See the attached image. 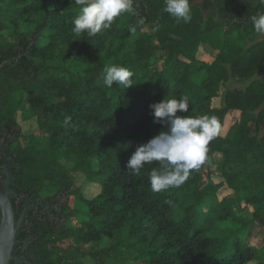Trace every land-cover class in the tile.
<instances>
[{
	"label": "trees",
	"instance_id": "16d2710c",
	"mask_svg": "<svg viewBox=\"0 0 264 264\" xmlns=\"http://www.w3.org/2000/svg\"><path fill=\"white\" fill-rule=\"evenodd\" d=\"M195 1L189 23L165 0H133L75 37L74 0H0V169L10 159L16 222L25 214L10 264H264V36L250 19L264 4ZM107 65L132 84L104 86ZM166 96L220 134L182 185L153 192L160 162L126 165L165 130L150 105ZM18 113L33 146L19 145Z\"/></svg>",
	"mask_w": 264,
	"mask_h": 264
},
{
	"label": "clouds",
	"instance_id": "9594fccd",
	"mask_svg": "<svg viewBox=\"0 0 264 264\" xmlns=\"http://www.w3.org/2000/svg\"><path fill=\"white\" fill-rule=\"evenodd\" d=\"M264 4V0H259ZM79 14L71 29L75 37L87 34L96 36L109 29L121 13L133 11V0H74ZM163 11L177 22H191L190 0H165ZM254 31L264 36V12L250 17ZM143 23V20H140ZM134 32L135 29L133 28ZM133 73L125 67L107 65L103 71V84L112 88L114 84L127 88L132 84ZM190 100L166 96L162 101L150 105L154 123L161 124L165 130L152 137L147 143L137 147L127 162V169L138 174L146 164L160 162V170L150 173L153 192L171 187H179L189 177L191 170L205 163L207 145L220 134V124L216 117L202 115H178L188 113Z\"/></svg>",
	"mask_w": 264,
	"mask_h": 264
},
{
	"label": "water",
	"instance_id": "95a60500",
	"mask_svg": "<svg viewBox=\"0 0 264 264\" xmlns=\"http://www.w3.org/2000/svg\"><path fill=\"white\" fill-rule=\"evenodd\" d=\"M11 175L7 174L5 192L0 189V264H10L13 260V251L16 246V238L25 214L16 222L14 206L9 190ZM26 211V210H25ZM25 213V212H24Z\"/></svg>",
	"mask_w": 264,
	"mask_h": 264
},
{
	"label": "rangeland",
	"instance_id": "374dc122",
	"mask_svg": "<svg viewBox=\"0 0 264 264\" xmlns=\"http://www.w3.org/2000/svg\"><path fill=\"white\" fill-rule=\"evenodd\" d=\"M206 0H196L194 5L198 6L201 5L202 3H204ZM191 8V6H190ZM204 50V49H203ZM205 53L210 52L209 48H206ZM249 81H240V80H233L229 83V87L230 88H237V89H242L246 86V84H248ZM17 98V97H16ZM16 100L14 99V101L8 106V109L12 112V113H17L18 112V108H23L26 105V97L25 99L22 100V102L17 106L15 105ZM20 117V113L17 114V121L20 124V133H21V137L19 140V145L21 147H28V146H33L36 144V142L38 141L37 136L34 135V128L32 127V125L27 124V123H23L19 120ZM107 245V244H105ZM104 246V245H103ZM87 248V247H86ZM92 247L87 248V250H91ZM94 249V248H93ZM251 264H256V262H253Z\"/></svg>",
	"mask_w": 264,
	"mask_h": 264
},
{
	"label": "flooded vegetation",
	"instance_id": "af4514ba",
	"mask_svg": "<svg viewBox=\"0 0 264 264\" xmlns=\"http://www.w3.org/2000/svg\"><path fill=\"white\" fill-rule=\"evenodd\" d=\"M9 162H10V159L8 160V163L2 165V166H1V169H0V189H1L3 192H5V189H6V188H5V184H6V180H7V174H8V173L10 174V172H9V170H8ZM10 175H11V174H10ZM9 190L12 191V192H14L13 190H11V177H10ZM11 197L15 198L16 195L13 194V195H11ZM17 244H18V243L16 242V245H17ZM23 246H25V242H24ZM15 261H16L17 264H18V263H19V264H22V263H20V261L18 260V258H16Z\"/></svg>",
	"mask_w": 264,
	"mask_h": 264
}]
</instances>
